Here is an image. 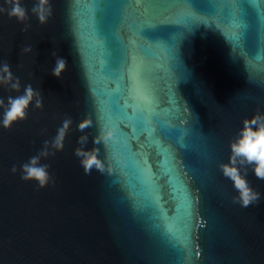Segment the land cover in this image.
Listing matches in <instances>:
<instances>
[{
	"label": "clouds",
	"instance_id": "9594fccd",
	"mask_svg": "<svg viewBox=\"0 0 264 264\" xmlns=\"http://www.w3.org/2000/svg\"><path fill=\"white\" fill-rule=\"evenodd\" d=\"M31 14L38 19L41 25L46 24L53 15L50 0H36L31 8ZM0 15H6L8 19H14L23 24L22 32H27L31 27V24L28 23V9L23 6L21 0H4L3 5H0ZM21 51L25 54L32 53L33 47L26 45L22 47ZM51 55L55 59L51 74L55 78L61 79L63 73L67 70V60L59 57L54 51ZM0 86L14 92H20L21 90V80L13 75L7 61L0 64ZM33 104L34 109L43 108L42 92L34 89L31 84L24 87L23 94L15 97L8 96L7 103L3 98H0V108H3L0 126L4 129H11L15 123L24 121L27 118L30 105ZM72 123L70 117L65 118L62 126L57 129L56 136L51 140H45L41 150L20 166V179L22 181H35L38 186L37 191L46 188L49 183H54L49 171L51 165L41 161L42 159L54 157L57 152L63 151L64 141ZM91 124L90 119L83 120L78 125V131L83 133ZM242 125L234 138L229 141L230 155L228 162H222L218 167L222 175L232 182V186L237 193L232 197L233 203H238L242 208H247L250 205L259 203L261 199V193L251 186L247 176L249 169H251L258 180H264V113L257 110L251 118H244ZM112 137V129L104 125L93 138V143L97 145L107 144ZM87 141V135H81L78 138L81 147L75 149V156L79 158L80 165L86 175L91 174L93 168L103 172L105 165L99 158V148L93 147L86 150L84 145ZM17 171V166L13 165L11 172L15 174Z\"/></svg>",
	"mask_w": 264,
	"mask_h": 264
}]
</instances>
